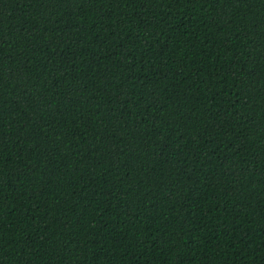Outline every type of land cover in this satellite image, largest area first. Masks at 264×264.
Listing matches in <instances>:
<instances>
[{
    "label": "trees",
    "instance_id": "trees-1",
    "mask_svg": "<svg viewBox=\"0 0 264 264\" xmlns=\"http://www.w3.org/2000/svg\"><path fill=\"white\" fill-rule=\"evenodd\" d=\"M0 264H264V0H0Z\"/></svg>",
    "mask_w": 264,
    "mask_h": 264
}]
</instances>
